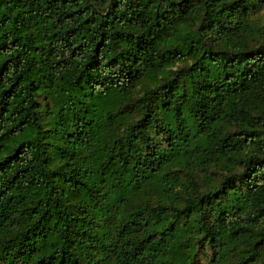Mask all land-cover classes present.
Returning a JSON list of instances; mask_svg holds the SVG:
<instances>
[{
	"label": "trees",
	"instance_id": "trees-1",
	"mask_svg": "<svg viewBox=\"0 0 264 264\" xmlns=\"http://www.w3.org/2000/svg\"><path fill=\"white\" fill-rule=\"evenodd\" d=\"M0 264H264V0H0Z\"/></svg>",
	"mask_w": 264,
	"mask_h": 264
}]
</instances>
